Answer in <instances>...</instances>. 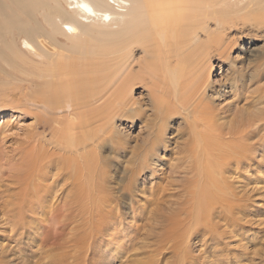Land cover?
Masks as SVG:
<instances>
[{
	"label": "bare ground",
	"instance_id": "6f19581e",
	"mask_svg": "<svg viewBox=\"0 0 264 264\" xmlns=\"http://www.w3.org/2000/svg\"><path fill=\"white\" fill-rule=\"evenodd\" d=\"M234 30L264 33V0H0L1 120L7 112L33 116L37 124H50L52 134H40L37 139L31 136L18 145L20 168L15 167L18 157L13 156L10 167L0 161V185L4 177L9 193L21 185L19 193L11 197L26 198L31 213L43 211L50 218L65 209L62 215L75 219L77 203L96 204L103 230L107 223L116 229L114 217L105 210L108 207L112 213H121L119 206L111 207L114 189L122 186L131 191L142 186L139 192L147 196V180L159 173L157 152L167 143L159 127L147 139L146 148L141 146L135 155L133 171L126 177L111 174L114 162L102 157L105 145L114 153L129 149L118 137L121 133L114 123L140 117L144 109L134 93L142 86L150 101L160 106V113L181 114L191 120V134L196 137L189 149L191 159H198L195 154L207 156L205 150L217 145L214 140L224 138L225 129L232 135L243 126L234 140L235 159L233 148L230 152L218 149V161L214 158L219 166L206 171L205 177L198 175L200 164L197 169L192 162L185 167L187 174H193L187 180L197 184L198 190H191L192 194L202 198L197 214L190 209V218L196 220L197 228L215 222L206 226V230L215 231L217 208L229 212L241 201L225 176L233 170L231 163L239 160L246 165L247 142L252 140L249 131L261 129L259 121L249 126L240 124L242 120L234 122L236 119L233 124L219 123L214 107L204 104L213 85L214 59L228 61L237 44V39L228 35ZM5 134L0 123V142L6 139L2 138ZM106 165H110L108 174L103 172L108 170ZM179 168L174 166L177 176L185 172L182 167L177 171ZM92 183L96 187L91 191ZM154 186L158 184H150L151 193ZM161 194L162 186L153 195L155 203L165 206V202L159 204ZM61 200L72 209L63 207ZM180 225L184 226L176 221L167 232L177 237ZM216 229L219 238L223 232Z\"/></svg>",
	"mask_w": 264,
	"mask_h": 264
},
{
	"label": "rangeland",
	"instance_id": "374dc122",
	"mask_svg": "<svg viewBox=\"0 0 264 264\" xmlns=\"http://www.w3.org/2000/svg\"><path fill=\"white\" fill-rule=\"evenodd\" d=\"M228 35L237 39V44L230 51V62L214 59L213 85L205 96L204 104L210 103L214 107L219 123H231L236 119L234 122L242 120L240 124L245 122L249 126L259 121L258 127L261 129L257 132L249 131L252 140L247 142L249 160L246 165L239 160L238 165L231 163L233 170H229L225 176L229 181L226 184L238 194L236 196L241 201L229 212H225V208H217L219 211L215 221L219 224L216 228L223 235L218 238L216 228L212 232L206 230V226L212 227L215 222L206 225L202 222L200 228H197L196 220L192 216L190 218V209L194 208L197 214V205L202 198L197 199L198 194H192L191 190L197 192V184H191L187 180L193 174H187L185 167L192 162L197 169L200 164L198 175L205 177L206 171L219 166L215 162L216 152H230L233 148L231 153L235 159L238 155L234 154V140L243 126L238 127L241 130L236 134L232 131V135L225 129L223 140H214L217 141L216 148L210 145L211 150H205L208 157L203 153L202 156L195 154L198 159H191L193 153L189 149H192L196 138L191 134V120L181 114L168 116L160 113V106L153 104L147 90L140 86L134 93L137 98L134 99L144 109L140 117L134 120L117 119L116 124L114 123L118 127L117 133H121L118 137L123 143L126 142L129 149L114 153L105 145L101 153L102 157L114 162L111 174L117 175L116 178L126 177L125 174L129 176L137 158L135 155L146 148L147 139L160 127L167 143L157 152L160 161L155 167L159 168V173L152 181L147 180V196L139 192L142 186L140 190L133 188L131 191H126L128 187L115 188V199L111 207L119 206L117 211L122 214L112 213L111 208H105L114 217L116 229L107 223V229L103 230V224L95 210L96 204L77 203V210L73 214L75 219L62 215L65 209L60 214L56 213L54 218L45 216L43 211L33 214L26 207L29 203L26 198L19 201L18 197H11L19 193L21 185H15L14 192L9 193L4 177V183L0 185V264H264V33L234 30ZM137 56L140 57L139 54ZM235 85L238 86L237 89ZM8 113L6 116L2 115V120L0 117L1 126L6 131L2 135L6 139L1 138L3 141L0 142V161L10 167L13 156L18 157L15 167L20 168L21 154L17 149L23 144L22 141L31 136L36 138L40 134L52 137L50 124H37V119L33 116ZM160 120L163 122H159ZM230 125H227V130ZM152 140L154 142L153 138ZM227 144L232 146L228 147ZM184 155H188L189 159L184 158ZM211 157L213 162L210 161ZM178 165L180 168L177 171L181 167L185 170L184 174L176 172L180 176L175 175L174 166ZM109 166L106 165L108 170L103 172L108 174ZM5 173L6 176L11 175ZM21 173L25 174L26 170ZM126 179L128 185L129 181ZM184 180L187 183L182 188ZM153 182L158 184L154 186V194L150 191V184ZM226 184L221 183L220 186L224 188ZM105 185L108 187V184ZM190 185L193 187H189ZM161 186L164 194H161L159 204L165 202V206L156 205L157 201L155 203L153 196L159 193ZM93 187L96 185L90 184L91 191ZM60 204L72 209L65 200H61ZM132 207L135 211H132ZM204 220L202 214L201 221ZM176 221L184 225H180V230L176 232L180 236L178 241V236L167 232ZM182 248L185 249L184 253Z\"/></svg>",
	"mask_w": 264,
	"mask_h": 264
}]
</instances>
